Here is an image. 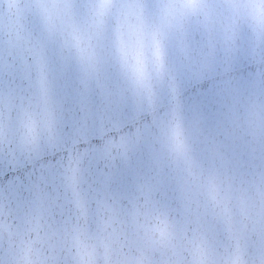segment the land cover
Listing matches in <instances>:
<instances>
[{
  "label": "clouds",
  "instance_id": "obj_1",
  "mask_svg": "<svg viewBox=\"0 0 264 264\" xmlns=\"http://www.w3.org/2000/svg\"><path fill=\"white\" fill-rule=\"evenodd\" d=\"M56 4L49 21L30 0L9 41L18 70L0 78V170L13 175L0 264H264V24L247 0L184 14L182 0H113L99 32L92 0ZM121 40L142 44L146 87Z\"/></svg>",
  "mask_w": 264,
  "mask_h": 264
},
{
  "label": "snow or ice",
  "instance_id": "obj_2",
  "mask_svg": "<svg viewBox=\"0 0 264 264\" xmlns=\"http://www.w3.org/2000/svg\"><path fill=\"white\" fill-rule=\"evenodd\" d=\"M41 5L42 11L45 14L46 19L51 21V18L54 14H56L59 9L57 8L56 0H52V7L50 8L49 0H38ZM113 0H92V23L96 28L97 32H99L104 24V18L110 12L112 8ZM134 2V0H133ZM67 0H64V7L67 8ZM250 11V15L260 24H264V0H247L246 5ZM202 7V0H182L181 8L179 9L180 14H184L186 12H196L200 10ZM171 14L175 15L176 10L173 9ZM75 45L81 52V55L86 57L88 60L93 58V54L85 47H82V37L76 35L74 37ZM120 51L122 55V60L124 62L125 67L129 70L134 78V82L139 87L147 86V74H146V66L145 61L142 54V44L139 42L135 46H129L124 43V41H120ZM35 60L37 63H42V54L39 52H35L34 54ZM153 59L154 63L159 70L163 66V53L160 45V41L153 36ZM27 127V138L31 142H35L37 139L35 133V124L31 120V117L28 118V123L25 125ZM174 143L173 147L177 153L185 152V145L181 139V133L177 129L174 132ZM5 179H8L5 176ZM210 191L215 197L216 189L215 185L210 186Z\"/></svg>",
  "mask_w": 264,
  "mask_h": 264
},
{
  "label": "water",
  "instance_id": "obj_3",
  "mask_svg": "<svg viewBox=\"0 0 264 264\" xmlns=\"http://www.w3.org/2000/svg\"><path fill=\"white\" fill-rule=\"evenodd\" d=\"M30 0H13L11 10H5L0 6V78L18 70V61L8 55L9 41L13 40L21 26L26 25L30 17ZM5 176L8 177L7 183L11 184L13 175L6 170H0V182H4ZM252 240L256 241L253 235Z\"/></svg>",
  "mask_w": 264,
  "mask_h": 264
}]
</instances>
